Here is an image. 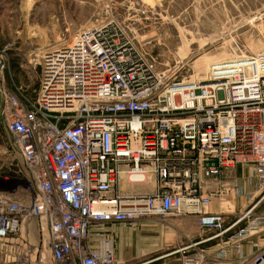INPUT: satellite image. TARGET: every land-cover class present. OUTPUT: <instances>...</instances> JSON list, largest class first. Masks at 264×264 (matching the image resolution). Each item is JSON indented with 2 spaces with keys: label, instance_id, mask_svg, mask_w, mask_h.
<instances>
[{
  "label": "built area",
  "instance_id": "built-area-1",
  "mask_svg": "<svg viewBox=\"0 0 264 264\" xmlns=\"http://www.w3.org/2000/svg\"><path fill=\"white\" fill-rule=\"evenodd\" d=\"M205 74L168 80L113 22L47 49L35 97L8 93L0 107L36 194L30 207L1 205L0 239L35 217L49 264H115L112 240L92 243L94 226L199 214L221 244L187 248L181 264H264V53L238 48ZM235 166L253 171L256 199L228 223L206 207ZM149 178L151 193L118 189ZM244 187L235 179L234 194Z\"/></svg>",
  "mask_w": 264,
  "mask_h": 264
},
{
  "label": "rangeland",
  "instance_id": "rangeland-1",
  "mask_svg": "<svg viewBox=\"0 0 264 264\" xmlns=\"http://www.w3.org/2000/svg\"><path fill=\"white\" fill-rule=\"evenodd\" d=\"M106 22L116 24L170 81L203 78L212 64L229 58L238 48L247 54L264 53V0H0V107L8 93L35 97L47 49L67 43L80 30ZM201 68L204 73L200 76ZM251 177L253 171L248 167L223 170L224 190L215 194L210 204L221 201L234 206L232 213L226 214L228 223L255 201V194L247 198L254 190ZM235 179L244 183L243 196L233 192ZM25 195L28 202L16 199ZM35 197L29 179L17 165L13 143L0 117V208L6 202L30 207ZM139 224L137 220L118 229L124 235L133 234V245L126 244L125 251L139 252L140 258L131 264L165 251L158 228L144 234ZM142 235L152 238L145 252L137 242ZM220 242L221 237L215 245Z\"/></svg>",
  "mask_w": 264,
  "mask_h": 264
},
{
  "label": "crops",
  "instance_id": "crops-1",
  "mask_svg": "<svg viewBox=\"0 0 264 264\" xmlns=\"http://www.w3.org/2000/svg\"><path fill=\"white\" fill-rule=\"evenodd\" d=\"M118 189L122 194L151 193L153 191V178H149L147 184L143 185H130L122 179ZM111 193L113 192H110L108 195H111ZM16 199L22 202V204L25 201H29V197L26 195L23 198L17 197ZM233 208V205L216 201L209 204L206 210L210 213L230 214ZM198 217L199 214H172L162 220L154 218L153 216H146L139 219V222H141L139 228H141L144 234H147L151 229L158 228V236H160L159 243L160 246H165V251L161 252L158 256H154V258H148L137 264L148 262L181 264L182 255L184 252H187V248L194 250L197 247H202L207 252H211L217 247L215 244L218 242V238L208 240L209 237L215 234H209L207 233L209 231L208 229L199 227L197 224ZM227 221H229L228 217ZM124 224H99L93 227L91 233L92 243L99 238L112 240L115 264H131L135 259L140 258L139 252L133 255L125 251L126 244L133 245V237H131L133 234L124 235L118 231L119 227H122L121 225ZM138 238H141V240L137 241L138 244L142 245L144 252L147 251L146 246L152 244V238L147 235L138 236ZM41 257L40 233L38 221L35 217L27 221L19 235L0 239V264H49L46 259Z\"/></svg>",
  "mask_w": 264,
  "mask_h": 264
},
{
  "label": "bare ground",
  "instance_id": "bare-ground-1",
  "mask_svg": "<svg viewBox=\"0 0 264 264\" xmlns=\"http://www.w3.org/2000/svg\"><path fill=\"white\" fill-rule=\"evenodd\" d=\"M203 71V72H202ZM204 73V68H201V69H199V74L198 75H202ZM32 181H34V180H32Z\"/></svg>",
  "mask_w": 264,
  "mask_h": 264
},
{
  "label": "water",
  "instance_id": "water-1",
  "mask_svg": "<svg viewBox=\"0 0 264 264\" xmlns=\"http://www.w3.org/2000/svg\"><path fill=\"white\" fill-rule=\"evenodd\" d=\"M216 163L214 162V165H215Z\"/></svg>",
  "mask_w": 264,
  "mask_h": 264
}]
</instances>
